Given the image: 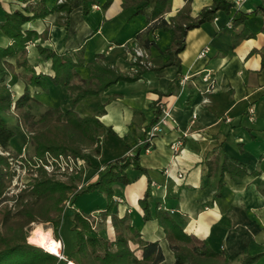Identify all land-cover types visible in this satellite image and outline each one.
Returning <instances> with one entry per match:
<instances>
[{"label": "crops", "instance_id": "crops-1", "mask_svg": "<svg viewBox=\"0 0 264 264\" xmlns=\"http://www.w3.org/2000/svg\"><path fill=\"white\" fill-rule=\"evenodd\" d=\"M123 1L71 0L67 25L58 22L63 13L54 10L23 26V30L37 34L49 32L46 39L36 38L27 45L29 64L37 66L46 78V89L31 87L32 96L45 111L53 107L47 96H67L69 101V93L51 83L52 61L40 54L38 46L58 54L79 53L85 64L101 59L128 75L136 71L131 60L132 47H137L143 37L156 44L140 48L146 58L155 56L158 48L167 47L169 38L157 28L158 19L145 21L151 17L155 0L138 15L134 14V7L124 6ZM184 3L185 0H171L164 19L174 16ZM29 4H35V0H0L2 9L9 11H23ZM49 4L51 9L54 1ZM211 4L212 0H191V15L196 17L202 7ZM2 9L0 22L5 20ZM233 15H242L244 23L233 28ZM186 35L185 48L179 54L180 80L189 77L185 86L179 81V86L170 88L176 67L163 66L84 98L75 111L82 118L95 116L104 125L100 130L99 158L105 162L135 153L154 117L152 103L171 89L169 97L162 100L168 109L166 123L157 133L153 148L140 155V165L147 175L131 171V183L115 185L116 194L124 199L116 212L122 215L130 210L133 216L141 214L138 201L149 178L152 208L163 207L168 213L173 210L169 216L186 233L205 240L214 251H225L229 260L237 264L242 252L264 253V0H248L239 10L232 7L230 14L218 11L215 21ZM10 42L0 35V47ZM205 47L209 53L199 59L197 56ZM7 60L15 66L16 73L23 71L16 65V57ZM77 70L80 79L88 78L87 67ZM206 75L209 80H204ZM2 77L13 96L23 93L22 79L12 72ZM211 85L215 90H208ZM250 107L255 109L253 120L249 119ZM179 142L181 146L174 152L172 146ZM225 160L246 171L238 183L228 172L222 174ZM141 231L144 240L159 241L163 263L173 264V253L157 221L146 222ZM257 264H264V257Z\"/></svg>", "mask_w": 264, "mask_h": 264}, {"label": "trees", "instance_id": "trees-1", "mask_svg": "<svg viewBox=\"0 0 264 264\" xmlns=\"http://www.w3.org/2000/svg\"><path fill=\"white\" fill-rule=\"evenodd\" d=\"M22 1L27 3L30 0H20V2ZM50 1L35 0V4L27 5L23 11L4 10L0 6L3 15H5V20L0 22V35L11 40L8 46L0 47V207L4 203L8 204L12 199L15 201V206L22 205L15 214H12L7 208L0 212V264H68V262L73 261L71 255L63 260L29 244L27 242V229L31 223L40 221L50 222L59 231L60 220L63 215L62 204L76 189L75 184L72 182L64 183L49 176L44 168H40L37 177L31 182L29 192L19 193L16 198L7 196V190L13 177L9 152L12 150V140H14L18 131L22 132L19 125L33 133L30 142L35 149L36 156H39V158H43L46 153L52 156L71 154L75 158L82 157L89 161V158L84 154L85 150L100 156V130L104 125L95 116L83 118L79 116L75 111L76 106L84 98L95 94L99 95L115 83L134 81L143 72L163 68V66L176 67L175 78L170 88H173L174 85L179 86L181 77L179 54L185 48L187 32L200 27L204 23L215 21L218 11L230 14L233 7L232 0H212L210 6L202 7L198 15L193 17L191 15V0H185L184 5L177 13L166 20L164 16L170 9L171 0H155L156 3L151 17L145 21L148 23L151 20L158 19L156 26L167 34L169 44L163 50L158 48V53L152 58H139L138 61L133 62L136 71L131 75L112 68L101 59L85 64L79 53L72 56L68 53L58 54L38 46L40 54L46 60L52 61L54 76L50 78L51 83L67 90L71 107L67 110L60 107H49L45 112L36 115L31 112L30 108L33 103L40 105V102L35 96H32L31 87L46 89V78L38 71L37 66L29 64L27 45L36 38L46 39L49 32L45 30L42 34H37L32 30H23V26L28 22L46 17L54 10L63 13L58 18V22L64 26L67 25L68 16L71 13V0H64L62 3L53 0L54 5L51 9L49 8ZM151 1L124 0L123 4L126 7H134V14L138 15L150 6ZM106 5L108 4L106 3ZM85 11H87V6H85ZM241 23H244L242 15L238 18H235V15L231 17L233 28ZM136 45L138 48H146L152 45L156 47L154 41L149 40V37L146 36ZM11 57H16V65L18 68L23 69L22 72L16 73L15 66L7 60ZM148 63L150 66H148ZM80 67L88 68L89 76L87 79H80L77 70ZM6 72H12L24 81L25 87L20 96H13L10 88L3 84L2 75ZM170 94L171 89L167 94H159L158 98L152 103L154 117L150 120L149 126L161 120L163 109L166 106V102L162 100L164 97H169ZM10 111L17 113L18 125L15 128L9 127L2 116V113ZM147 147L153 148V145L145 144L139 147L133 155L120 156L103 162L104 168L100 171H98L99 164L92 163L96 165L98 178L72 197L73 202L81 203L84 208L81 207L80 212L72 211L69 215L72 220L71 229L76 238L73 249V253L78 256L76 263L162 264L165 258L159 241H146L141 234V229L146 222L156 220L163 229L165 240L173 253V264H234L229 260L225 251H214L205 240H200L186 233L169 216L165 208L159 206L152 208L149 201V178L147 180L148 187L138 201L141 214L133 216L131 212H126L120 218L116 213L118 203L115 198L118 197V194L114 189L115 185H128L131 183V171L147 175V170L140 165V155L145 153ZM6 153L9 155H5ZM89 163L91 162L89 161ZM221 170L222 174L223 172L231 174L237 183L246 175L244 169L226 160L223 161ZM222 186V179L220 178L218 189L221 190ZM261 192L264 194V190H261ZM86 198H91L90 201H93L96 208L84 206ZM93 209H101L103 220L111 218V225L115 232L113 238L96 230L89 217ZM58 240H60L59 237ZM132 245L136 248H132ZM262 257H264V253L252 255L242 252L237 264H257Z\"/></svg>", "mask_w": 264, "mask_h": 264}, {"label": "rangeland", "instance_id": "rangeland-1", "mask_svg": "<svg viewBox=\"0 0 264 264\" xmlns=\"http://www.w3.org/2000/svg\"><path fill=\"white\" fill-rule=\"evenodd\" d=\"M257 18L261 22L263 21L261 15H259ZM256 27L257 26H254V28H256ZM255 30L257 31V28ZM132 48L133 49L131 50L132 51V56H131L132 59L131 60H133V62L138 61V59L140 58L139 56H137V52H140V53L142 52V55H143L142 58L145 59V54H144L142 49L136 47L135 45H133ZM15 71H16V68H15ZM47 99H48L47 101H48L49 105L53 106L54 108L60 107L63 110H67L71 107L70 101H67V99H68L67 96H60V95L47 96ZM45 109L46 108L42 106L41 102H40V105L33 103L31 105V108H30L31 112L36 114V115L44 112ZM2 116L6 120L9 127L15 128L16 125H18L16 112H14V111L5 112V113H2ZM19 128L22 130V132L18 131L14 140H12V150L9 152L11 157H13V159L10 161V164H11L10 167L12 169L11 171L13 172L12 183L7 190V196H9L10 198H16V196L22 192H29L31 189L32 180L34 178H36L38 173H39L38 170L40 168H42V169L44 168L42 166L37 167L38 165H36L34 163L35 159H38L39 156H36L35 149L32 147V144L30 142L31 136L33 133L30 131H27L22 125H19ZM25 140H27V142H25ZM23 147H25V148H23ZM22 149H25V150H23V152H22ZM21 153L22 154L24 153V157H25V159H20L24 163L23 164L24 166L20 168V171H18V169L16 167V163H15V158L18 157L19 154H21ZM84 154L89 158V161L91 163H89V161L85 158L77 157L79 159V161L81 162L80 163L81 165H79V167L77 169L79 171V173L77 175H69V174H66V175L54 174V175H52V174L47 173L49 176L54 177V178H56V179H58L64 183L72 182L76 186V189L70 194L69 198L66 199L62 204L63 215H62L61 220H60L61 224L59 227V231L50 222H40V221H36V222L31 223L29 228L27 229V231H28L27 232V234H28L27 235V242L29 244H31L32 246H36L38 248H41L50 254H52V253L47 251L46 249L30 243L29 242V236L31 235L33 230L39 228L44 232H49L50 235L56 240H58V237H59L60 238L59 241H61V243H62V248H60L61 259L64 260L66 257L71 255L73 258V262L75 264H77L76 261H78L77 254L73 253L76 238H75V233L71 229V221L72 220L70 219L71 216H69V215L71 214L72 211L80 212L81 207H83V206H81V203H79V202H73L72 197L75 194L80 193L84 187L95 182L96 179L98 178L97 177L98 172L95 169L96 165H93L92 163L97 164V165L99 164L100 167H99L98 171H100L104 168V166L102 164L103 161H102V159L99 158V156L94 155L89 150H85ZM27 162H30L31 164H27ZM24 194H26V193H24ZM90 200H91V198H86L84 200V202L86 204L85 205L83 204V205L88 206V208H96V207H94L93 201H90ZM123 201H124V199H123ZM118 205H121V204L118 203ZM21 206L22 205H20L18 207L15 206V201L12 199L8 204L4 203L3 206L0 207V212L3 209L7 208L12 214H15V213H17V210H19L21 208ZM124 215L125 214H122V215L119 214V217L122 218ZM89 217H90V220L94 223V227L96 228V230H98V232L103 233L106 236L111 237V238L114 237L115 232H114L112 225H111V221H110L111 218H107L106 220H103L101 209L100 210L93 209L90 212ZM132 248H136V246L132 245ZM54 255H56V254H54ZM168 263L169 262H167V264ZM68 264H70V262H68ZM162 264H165V263H162Z\"/></svg>", "mask_w": 264, "mask_h": 264}, {"label": "built area", "instance_id": "built-area-1", "mask_svg": "<svg viewBox=\"0 0 264 264\" xmlns=\"http://www.w3.org/2000/svg\"><path fill=\"white\" fill-rule=\"evenodd\" d=\"M64 0H58V3H62ZM233 1V8L235 10H239L242 6H244V4L248 1V0H232ZM209 53V48L205 47L204 49H202L199 54H198V58L199 59H205V57L207 56V54ZM137 56L139 57H143L142 52H137ZM188 76H184L181 80H180V85L183 87L185 86L186 81L188 80ZM210 77L209 75H206L204 77V80H209ZM214 85H211L210 88L208 90L212 91L215 90L214 89ZM248 113H249V119L253 120L254 118V113H255V109L253 107H250L248 109ZM168 117V109L165 106V108L163 109V116L160 118L161 120H159L156 124L150 126L149 130L147 131L146 135L139 141L138 146L141 147L145 144L152 146L154 139L157 136V133L159 131H161V127L163 124L166 123ZM196 119V116H193L192 119V123H194V120ZM181 146V143L179 142L178 144H174L173 150L174 152H176L178 150V147ZM138 147V148H139ZM25 148V147H23ZM152 147H147L145 149V152H148ZM25 149H22V152ZM6 155H9L8 153H6ZM133 155V154H130ZM13 159V157L10 158V161ZM20 159H25L24 157V153L19 154L18 157L15 158V163H16V167L18 169V171H20V168L23 167L24 163L20 160ZM26 161V160H25ZM34 163L36 165H38L37 167H44V169L46 170V172L48 174H59V175H77L79 173V171L77 170L79 165H81L80 161L78 158H75L73 156L70 155H58V156H52L48 153L45 154V156L43 158H38L35 159ZM27 164H31L30 162H27ZM26 166V165H25ZM77 167V168H76ZM17 171V172H18ZM168 171L166 170L165 173H167ZM181 175H179L180 177ZM115 200L117 201V203L122 204L123 198L121 197H116ZM130 212V210H129ZM173 210H170L169 213H173ZM57 255V254H56ZM59 258H61L60 255H57Z\"/></svg>", "mask_w": 264, "mask_h": 264}, {"label": "bare ground", "instance_id": "bare-ground-1", "mask_svg": "<svg viewBox=\"0 0 264 264\" xmlns=\"http://www.w3.org/2000/svg\"><path fill=\"white\" fill-rule=\"evenodd\" d=\"M29 242L46 249L52 254L61 255L60 248H62V243L59 240L54 239L49 232H44L41 229L37 228L32 231L29 236ZM70 264H75L73 261H70Z\"/></svg>", "mask_w": 264, "mask_h": 264}]
</instances>
